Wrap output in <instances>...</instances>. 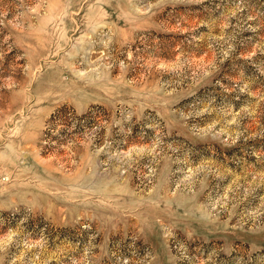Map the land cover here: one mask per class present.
<instances>
[{
    "label": "rangeland",
    "instance_id": "obj_1",
    "mask_svg": "<svg viewBox=\"0 0 264 264\" xmlns=\"http://www.w3.org/2000/svg\"><path fill=\"white\" fill-rule=\"evenodd\" d=\"M0 264H264V0H0Z\"/></svg>",
    "mask_w": 264,
    "mask_h": 264
},
{
    "label": "trees",
    "instance_id": "obj_2",
    "mask_svg": "<svg viewBox=\"0 0 264 264\" xmlns=\"http://www.w3.org/2000/svg\"><path fill=\"white\" fill-rule=\"evenodd\" d=\"M86 118V115H81L79 117L76 116L72 111H67L65 108H60L53 116H51L49 120L47 135H49V139L51 141L56 139V137L53 135L54 133L78 137L79 134L84 132V127L87 124V122L84 121ZM59 127H63L64 129H59Z\"/></svg>",
    "mask_w": 264,
    "mask_h": 264
}]
</instances>
